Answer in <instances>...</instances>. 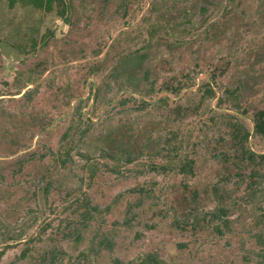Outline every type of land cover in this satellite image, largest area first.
I'll use <instances>...</instances> for the list:
<instances>
[{"label": "rangeland", "instance_id": "374dc122", "mask_svg": "<svg viewBox=\"0 0 264 264\" xmlns=\"http://www.w3.org/2000/svg\"><path fill=\"white\" fill-rule=\"evenodd\" d=\"M72 3L63 21L0 1V249L8 244L0 264H28L19 259L23 241L39 234L36 246H55L65 264H110L113 258L130 264L148 252L167 264H264L258 256L264 251L262 180L251 195V168L235 158L231 128L213 110L216 97L201 102L199 93L185 92L179 103L171 97L139 109L138 97L124 90L139 82L140 75L129 71L140 51L157 84L191 68L201 72V84L214 64H225L218 95L223 85L239 81L241 95L251 96L249 111L264 107V0ZM221 13L228 21L216 39L204 30V20ZM158 16L156 24L169 23L171 33L157 31L161 40L148 42ZM176 38L182 43L166 45ZM90 81L99 88L95 101L86 92ZM121 96L128 101L120 103ZM76 123L86 130L73 145L62 134L76 132ZM170 132L182 143L179 158L164 151L150 155L160 152ZM248 145L263 152L264 137L251 135ZM68 146L71 159L60 166L53 153ZM104 150L138 158L116 161ZM184 155L193 160L191 175L177 170ZM152 157L171 168L148 170ZM228 171L234 174L225 177ZM76 199L97 207L84 226L70 205ZM220 207L222 217H211ZM189 209L196 211L183 218L184 225L174 219ZM74 227L78 239L67 234Z\"/></svg>", "mask_w": 264, "mask_h": 264}, {"label": "trees", "instance_id": "16d2710c", "mask_svg": "<svg viewBox=\"0 0 264 264\" xmlns=\"http://www.w3.org/2000/svg\"><path fill=\"white\" fill-rule=\"evenodd\" d=\"M4 1L8 8H14L16 6L29 7L32 9L39 10L43 13H54L56 16L63 19V21H68V16L73 8L72 0H0ZM202 10L206 8L201 7ZM226 4L224 5L222 11H227ZM183 18H188L189 13L184 9ZM159 19L154 21L155 24L152 25V28L148 29V42L151 40L160 41L161 38L157 36V31L162 30V33L169 35L171 32L169 31V23L165 22L164 24H156L160 21ZM190 20H187L186 23H190ZM228 18L225 13H221L219 17L205 16L204 20V30L210 34L214 38H219L222 34L220 33L224 29H226ZM237 33V32H236ZM219 36V37H217ZM191 41V40H190ZM188 42V44L190 43ZM182 43L178 38L176 40H171L169 42H165L167 46H170L171 43ZM139 58L137 62L132 66L133 69H130L129 73L132 74L133 78L136 74H139V82L135 84L134 90H128L127 94L129 97H138L139 103L137 107L139 109H144L148 105L155 103L157 101L166 103V99L178 100V103L181 101V95L185 92L195 91L196 94L199 93L200 101L206 98H214L216 97V102L214 104V111L219 112V115L224 118L228 126L231 128L232 132V140L235 142L234 147V155L235 158L246 161L251 170L247 174V181L251 195H255L259 190L260 180H262V186L264 187V151L257 152L250 148L248 145V140L251 135L264 137V107L254 108L253 110L248 109V104L251 101V96L244 97L241 95V86L239 81H234L223 85L221 88V92L218 95V87L217 86V77L223 74L226 69L225 64H214V67L209 70V74L205 76L204 81L201 84L196 82V78L200 71L194 70V68L187 69L182 72L180 75L173 76L170 80H163L157 84V78L153 76L152 71L149 68L143 67V61L146 56L145 53L138 51ZM134 52L131 51L126 54H122L119 56L118 62L116 66L129 59V57ZM135 68V69H134ZM136 69H139L140 72H136ZM162 84V85H160ZM160 85V86H159ZM195 86V87H194ZM164 91V94L162 92ZM24 91L23 93H25ZM86 92L87 94H91L92 101H95L99 94L98 86L94 85L93 81L88 82L86 84ZM89 97V96H88ZM123 100L120 101L122 103L124 100L128 101L127 96H121ZM114 98L110 100L112 102ZM119 103V102H118ZM198 105L196 108H193L196 111L199 108ZM180 107L176 108V114L178 115L181 110ZM191 109V108H190ZM84 113V112H83ZM249 113V115H248ZM88 119V117H86ZM85 121H83L84 123ZM71 125V124H70ZM86 130V126L80 127V124L76 123V132L71 133V128L66 130L62 137H67L69 143L75 145L78 140H80ZM78 134L77 138H74V135ZM172 135L174 133L170 132L164 141L161 147L160 152L155 151L154 153H150V155H162L163 151L166 153L165 155L169 158L171 154L174 157L179 158L180 150L182 148V143L178 142L174 139ZM71 146H68L64 152H55L53 153L54 158L57 162H59L60 166H65L67 162L71 159ZM104 155L112 160L120 161L126 163H131L135 161L138 157L137 155L131 154L127 151H119L117 154L110 150H104ZM172 158V157H171ZM153 157L151 161L147 163V169L152 171L159 170H169L171 167L161 164L160 161H153ZM193 160L189 158L187 155H184L183 159H181L180 164L177 166V170L182 174L188 175L193 174L194 166ZM234 173L227 172L225 177H230ZM245 176V174H244ZM262 187V188H263ZM212 190L216 193L219 188L217 186H213ZM264 190V188H263ZM264 197V192L262 193ZM74 207L73 211H80V219L78 224L84 226L87 224L90 218L93 217V214L96 212L97 207L89 203L87 199H76L72 204ZM196 210L189 209L186 211H179L174 219L179 223L184 225L185 220L183 218L187 217L188 214H194ZM225 208L220 207L213 212L210 213L211 217H222L225 213ZM181 214V216H180ZM205 216L203 215V219ZM195 220H199L198 216H195ZM199 223V222H198ZM69 225V222H67ZM216 226V230L220 232V228ZM67 234H76V239L80 237L78 228L74 227L72 231H69ZM41 241V235L39 234L35 238L30 237L27 241H23L25 246L21 248L19 253V259L21 260H29L28 264H65L63 258L59 257L61 251L55 246L49 247L47 249L39 248L36 246L37 241ZM108 240L105 238L103 240V244L106 245ZM262 243L264 245V239H262ZM8 244L4 245L3 248L0 249V258L5 251V248L8 247ZM81 255H86L81 252ZM262 260H264V251L258 254ZM261 261V260H260ZM264 262V261H263ZM110 264H125L117 258H113ZM130 264H167L163 259H161L156 253L148 252L142 256L137 257L135 260L130 261Z\"/></svg>", "mask_w": 264, "mask_h": 264}]
</instances>
